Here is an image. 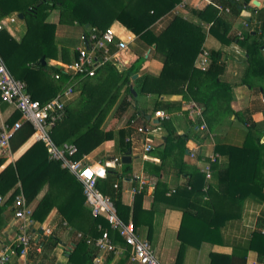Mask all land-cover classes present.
<instances>
[{
	"label": "crops",
	"instance_id": "crops-1",
	"mask_svg": "<svg viewBox=\"0 0 264 264\" xmlns=\"http://www.w3.org/2000/svg\"><path fill=\"white\" fill-rule=\"evenodd\" d=\"M180 1L179 5L158 21L154 30L160 32L168 25H172L198 41L202 50L208 53L220 51L219 59L225 63V71L220 80L234 85L231 108L240 114L223 119L212 131L206 126V131L202 132L198 129L199 122L196 117H192L188 111V107L194 104L203 116L202 106L194 101H185L179 92H166L170 89L185 90L186 85L182 83L186 77H177L175 80L167 78L166 84L153 83L152 88L161 90V94L153 93L151 86L149 88L151 92L141 93L143 78L148 75L157 79L163 68L164 57L161 53L155 52L153 46L152 51L146 53L140 71L129 80L128 86L130 92L134 91V95L129 97L125 94L123 86L119 92V100L117 99L113 110L99 126L104 132H111L112 140L101 143L85 157L92 168H96L95 170H99L100 165L105 162L111 165L107 168L117 172L119 178L116 185L117 190L120 191L121 201L128 207H132L135 203L138 235L151 244L161 264H210L211 253L230 254L233 249L248 247L253 235L264 236V172H256L252 177L253 185L262 191L263 198L253 195L242 202L239 217L231 220L221 229V246L199 242L195 234H199L200 227L193 225L192 228L186 226L182 231L190 243L181 247L177 235L182 206L186 199L179 198L177 201L169 198L173 196L172 191L186 187L195 172L204 174L207 165L227 162L225 156L215 151L217 145L240 147L244 143L247 135V126L244 124L247 115L245 116L244 112L248 111L250 119L262 129L261 142L264 143V102L262 101L264 79H253L251 82L254 88L240 85L246 66L244 51L236 44L222 45L208 34L209 25L201 22L191 13L193 10L204 9L208 5L204 0ZM218 1L214 0L216 4ZM253 1L259 6L253 5ZM260 10L264 13V0H251L248 8L241 10L240 14L229 7L221 6L215 21L223 29L225 37L240 36L257 24L259 21L257 11ZM260 18L264 22V14L260 15ZM46 21L56 26L55 47L52 51L46 48L48 65L56 67L58 64L72 63L76 59L77 50L83 47L81 40L85 34L83 28L75 24H59L57 11H52ZM0 23L16 42H21L25 34L23 16L19 19L17 14H13L1 19ZM109 27H112L119 39L129 42L131 40L128 51L112 62L120 71H124V65H129L136 58L131 46L136 43L137 38L118 22H114ZM78 43L80 46L74 47ZM261 51L264 59V45ZM198 58L195 62L197 69H199ZM169 83H176V86H171ZM66 85L64 84L62 90ZM256 86H260L258 90ZM78 96L79 91H75L66 105L75 103ZM156 112H163L165 117H155ZM14 113L17 114L13 107L0 102V131L2 125L7 124ZM139 129L143 132H139ZM179 137L184 138V141H178ZM34 143L32 136L20 145H17V141L14 145L9 142V154L0 157L4 161L0 172L19 159ZM166 143L168 146L165 148ZM146 145L151 146L148 153L144 151ZM127 155H129V163H119L121 158ZM115 160L118 163L114 162ZM59 171L49 179L50 181L42 178L44 180L37 196L26 203L31 211L30 231L33 238L26 258L27 262L29 264H132L124 252L103 254L97 251L90 262L85 254L88 249L78 237V235L86 236L83 232L87 229L90 214L85 204L82 186L70 172L61 167ZM209 179L205 178L206 181ZM140 182L143 184L141 185ZM205 188L206 186L203 190ZM135 189L140 192L133 194ZM156 189L158 191L155 195ZM161 192L165 193V196H162ZM170 195L172 196L169 197ZM2 200L3 203L6 199L2 198ZM207 201L203 197L201 199L196 197V201L188 204L187 214L201 223L208 224L213 212L205 205ZM69 221L73 222L69 223ZM16 226L12 202L0 218V245H9L15 240ZM51 237L55 240L53 247L49 245ZM112 240L117 249H123L122 244L117 243L113 238ZM259 240L261 239L256 238V241ZM255 249L264 252L262 240L256 244ZM256 250L247 252L246 264H264V256L259 259ZM8 264H22V260L18 256H12Z\"/></svg>",
	"mask_w": 264,
	"mask_h": 264
},
{
	"label": "trees",
	"instance_id": "trees-1",
	"mask_svg": "<svg viewBox=\"0 0 264 264\" xmlns=\"http://www.w3.org/2000/svg\"><path fill=\"white\" fill-rule=\"evenodd\" d=\"M250 1L219 0L216 6L207 5L204 9L193 10L191 13L201 22L209 25L208 34L222 45L236 44L244 51L246 66L240 85L254 88L251 82L253 79H264V59L261 51L264 45V22L260 20V15L264 14L263 11H257L259 15L257 24L240 36L225 37L223 29L215 21L219 13L217 7H229L240 14L241 10L248 8ZM180 2V0H0V20L13 14H21L25 24V34L20 43L10 36L4 26L0 30V58L11 75L25 83L30 97L40 103L54 98L68 82L67 76L47 63L46 48L52 51L55 47L56 26L46 21L52 11L58 12L59 24H75L82 27L83 32H86L88 28L104 31L114 22H118L137 38L136 47H131L135 60L129 65H124V71H120L113 63H107L96 71L94 77L81 81L77 88L78 100L66 105L63 119L52 130L51 135L55 143L58 145L72 143L77 147L75 160L88 155L101 143L112 140L111 132H104L97 128V125L103 122L106 117L105 111L115 103L117 94L123 86L125 94L129 97L134 95V91L130 92L129 80L140 71L146 53L152 51L153 46L154 51L161 53L164 57L163 68L157 79L148 75L143 78L141 93L152 91L161 94V90L152 88L153 83L154 85L166 84L167 78L175 80L177 77H186L182 83L186 85L185 90L170 89L166 92H179L185 101L199 103L203 108L204 124L211 131L228 116L240 114L231 108L234 85L220 80L225 71V63L219 59L220 51L209 52L210 64L205 71H202L195 67V62L202 52L198 41L172 25H168L160 32L154 30L158 21L169 14ZM246 24L250 25L249 22ZM41 58L45 59L44 65L41 63ZM57 73L60 77L55 80L54 75ZM171 86H176V83H172ZM259 87L256 86V89L258 90ZM16 113L6 125L12 126L20 118V114ZM243 114L247 115L244 121L247 126L244 143L240 147L230 145L215 147L217 154L225 156L227 162L211 164L208 181L205 180L204 174L195 172L192 174L194 179L191 177L186 187L176 189L173 196H169H172L169 199L174 198L177 201L179 198L186 199L182 206L177 235L181 247L190 243L182 231L186 226L192 228L193 225L200 227L199 234H195L199 242L221 246V229L225 224L239 217L242 202L253 195L263 198L262 191L252 182L256 172H264V143L261 142L263 131L250 119L248 111ZM32 134V127L25 123L13 134L10 143L14 145L17 141V145L23 144ZM177 140L182 142L184 138L179 137ZM3 162V159H0V167ZM59 167H61L60 163L48 159L44 145L34 143L19 159L2 170L0 196L6 200L0 203V218L20 192L26 203L33 200L40 191L42 180L50 181L49 179L53 178L55 173L60 172ZM101 171L97 178L98 190L112 200L122 221L128 222L132 218L138 234L135 223V203L132 207L125 206L121 201L120 191L114 188L119 178L117 172L110 168ZM157 191L156 189L155 195ZM161 193L165 196V193ZM196 197L208 200L205 205L213 212V217L208 224L199 222L186 212L188 204L196 201ZM72 222L69 221V223ZM86 227L87 229L83 232L85 237L97 238L103 230L110 232L104 218L93 219L90 214ZM110 236L124 246L118 234L110 232ZM256 238H260L264 243V236L255 234L249 246L244 249H233L230 254L211 253L210 264H246L247 252L256 250V244L261 241H256ZM49 240V245L53 247L54 238L51 237ZM81 241L88 249L85 254L91 262L97 251L93 246L87 245L83 239ZM256 252L259 259H262L264 252L260 249Z\"/></svg>",
	"mask_w": 264,
	"mask_h": 264
},
{
	"label": "built area",
	"instance_id": "built-area-1",
	"mask_svg": "<svg viewBox=\"0 0 264 264\" xmlns=\"http://www.w3.org/2000/svg\"><path fill=\"white\" fill-rule=\"evenodd\" d=\"M204 2L216 6L214 0H204ZM217 8L220 10V7ZM3 26L0 23V30ZM81 40L83 47L77 50L76 59L69 64L56 65L60 73L68 77L67 85L54 98L45 103L33 100L26 91L25 83L15 79L0 58V101L13 107L20 114V119L12 126L5 124L1 127L0 157L9 154V142L13 134L20 130L23 124H29L33 129V141L44 145L48 159L60 163L62 169L70 172L79 180L91 217L93 219L104 218L109 225L110 232L118 234L123 240L124 247L117 249L110 232L106 230L101 231V235L97 238L82 235H78V237L83 239L87 245L93 246L99 253H126L132 264H161L151 244L136 233L131 221L124 222L119 218L112 200L98 190L97 178L102 173L101 170L111 165L103 162L99 170H94L88 163L87 157L83 156L81 159L75 160L77 147L74 144L58 145L52 138V130L64 117L66 102H69L75 94V85L87 78L94 77L96 71L107 63L121 58L128 51L131 42V40L129 42L119 39L112 27H108L104 31L88 28ZM198 60L199 69L206 70L209 66V53L202 50ZM59 77V73L54 75L55 80H58ZM262 101L264 102V99ZM188 111L199 122V131H206L201 111L194 104L188 107ZM155 117L164 118L165 115L163 112H156ZM139 132H143V130L139 129ZM150 150L151 146L146 145L144 151L148 153ZM204 174L206 179L210 178V164L205 167ZM140 183L143 184V182ZM114 188L117 189L116 184ZM139 192L137 189L133 190V194ZM2 201L0 197V203ZM13 217L17 221V235L11 244L0 245V264H8L12 256H18L22 260V264H29L26 258L33 240L30 231L32 217L21 192L13 201Z\"/></svg>",
	"mask_w": 264,
	"mask_h": 264
},
{
	"label": "rangeland",
	"instance_id": "rangeland-1",
	"mask_svg": "<svg viewBox=\"0 0 264 264\" xmlns=\"http://www.w3.org/2000/svg\"><path fill=\"white\" fill-rule=\"evenodd\" d=\"M76 46H80V43H78V45H77V44L74 45V47H76ZM131 47H133V48L136 47V43H135L133 46H131ZM80 82H81V81H80ZM80 82H78V83L75 85V87H74V89H75L77 92H78V90H77V88H78V84H79ZM117 95H118V96L116 97L115 102L117 101V99L119 100V95H120V93L117 94ZM112 103H114V102H112ZM113 105H114V104H112V106L109 107L107 111H105V113H106V117H107V116L111 113V111L113 110V108H114ZM114 106H115V105H114ZM106 117H105V118H106ZM100 125H101V124H98V125H97V128H99ZM93 169L95 170L96 168H93Z\"/></svg>",
	"mask_w": 264,
	"mask_h": 264
},
{
	"label": "water",
	"instance_id": "water-1",
	"mask_svg": "<svg viewBox=\"0 0 264 264\" xmlns=\"http://www.w3.org/2000/svg\"><path fill=\"white\" fill-rule=\"evenodd\" d=\"M253 5H255V6H259V4H258L257 2H255V1H253ZM18 18L21 19V18H22V15L19 14V15H18ZM219 58H220V56H219ZM41 63H42V65L45 64L44 59H41ZM135 76H136V75H135ZM135 76H134V77H135ZM134 77H133V78H134ZM117 163H118V162H117ZM119 163H121V164L129 163V155H127V156H123V157L121 158V160H120Z\"/></svg>",
	"mask_w": 264,
	"mask_h": 264
}]
</instances>
